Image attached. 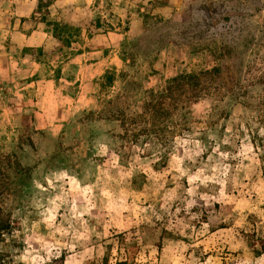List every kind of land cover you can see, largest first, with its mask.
Masks as SVG:
<instances>
[{"label": "rangeland", "instance_id": "1", "mask_svg": "<svg viewBox=\"0 0 264 264\" xmlns=\"http://www.w3.org/2000/svg\"><path fill=\"white\" fill-rule=\"evenodd\" d=\"M213 66L220 102L176 86L177 131L124 138ZM0 153L31 178L0 264H264V0H0Z\"/></svg>", "mask_w": 264, "mask_h": 264}, {"label": "trees", "instance_id": "2", "mask_svg": "<svg viewBox=\"0 0 264 264\" xmlns=\"http://www.w3.org/2000/svg\"><path fill=\"white\" fill-rule=\"evenodd\" d=\"M64 26L66 25H63V27ZM53 33L58 38L61 37L56 31V28H53ZM213 53L215 58L221 59L222 56L220 54ZM220 75L221 68L219 66H213L211 69L180 73L169 78L168 87L157 92L156 101L146 102L144 105V114L148 116L151 115L152 119L147 116V118L138 120L137 117L140 118L143 114H135L127 119L125 114H122L121 125L124 132V138L135 143L140 137L145 136V142H150L152 144L165 143L164 139H167V137H165L164 134L167 132L174 133L179 127L178 120L173 119L172 116H176L180 113L179 110L189 108V105H165V99L171 96L173 88L176 86H187L190 89L192 96L189 102H194L202 96H208L214 99L215 103L220 102L223 99L218 97L221 92L220 86H213L206 82L207 79H218ZM112 82V76L107 74L106 83L111 85ZM244 88L245 86L242 87L239 83H236L225 92L227 106L240 100L239 97L243 96L241 92H243ZM220 96H224V94L221 93ZM138 125H140V128L137 127ZM164 153L165 154H163L161 158L166 157L168 150ZM30 179L29 169L24 167L16 159L15 154L0 153V237L5 233L12 231L13 227L11 213L5 208L6 200H16L21 197L30 185ZM114 264H127V261L126 259H117Z\"/></svg>", "mask_w": 264, "mask_h": 264}, {"label": "crops", "instance_id": "3", "mask_svg": "<svg viewBox=\"0 0 264 264\" xmlns=\"http://www.w3.org/2000/svg\"><path fill=\"white\" fill-rule=\"evenodd\" d=\"M20 43H21L22 46H24V45H30V44H31L29 41L24 40V39H22V40L20 41Z\"/></svg>", "mask_w": 264, "mask_h": 264}]
</instances>
